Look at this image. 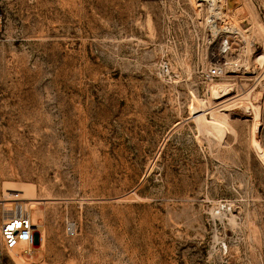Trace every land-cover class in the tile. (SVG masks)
<instances>
[{
	"label": "rangeland",
	"instance_id": "1",
	"mask_svg": "<svg viewBox=\"0 0 264 264\" xmlns=\"http://www.w3.org/2000/svg\"><path fill=\"white\" fill-rule=\"evenodd\" d=\"M216 2H4L0 198L42 242L3 264H264V0Z\"/></svg>",
	"mask_w": 264,
	"mask_h": 264
},
{
	"label": "built area",
	"instance_id": "2",
	"mask_svg": "<svg viewBox=\"0 0 264 264\" xmlns=\"http://www.w3.org/2000/svg\"><path fill=\"white\" fill-rule=\"evenodd\" d=\"M8 0H0V35L4 25V2ZM232 23H229L231 25ZM237 32L226 28L222 30L219 36L218 53L224 57L221 64L213 63L207 70V77L210 79L221 78L229 71L228 67L232 65L228 61L227 55L231 52L234 40L233 38ZM159 71L165 78L172 76L171 66L168 61L160 63ZM262 79V77H261ZM261 79L259 81H261ZM263 99H264V85H263ZM28 201L21 199L18 194H12L9 199L0 198V264H3L2 257L10 255L14 252L15 256L22 258L33 259L37 242H42L41 234L36 229L37 225L32 221V210L29 209ZM227 207V204H224ZM66 233L68 236L76 234V226L73 222L66 223ZM12 257V256H11Z\"/></svg>",
	"mask_w": 264,
	"mask_h": 264
},
{
	"label": "bare ground",
	"instance_id": "3",
	"mask_svg": "<svg viewBox=\"0 0 264 264\" xmlns=\"http://www.w3.org/2000/svg\"><path fill=\"white\" fill-rule=\"evenodd\" d=\"M207 1H209L211 4L213 3L214 5H217L216 3V0H207ZM225 1V0H224ZM211 6H213V5H211ZM218 6V5H217ZM215 8V7H214ZM228 9H229V7H228V5L227 6H225L224 4L222 5V3H221V5H219L215 10H214V13H213V16L211 15L210 17H214L215 18V20L217 19V18H219L220 16L222 17L223 15H226L227 13H228ZM228 15V14H227ZM226 17V16H225ZM224 18V17H223ZM222 18V19H223ZM221 19V20H222ZM214 20V19H213ZM232 22V21H231ZM211 23V22H210ZM233 23V22H232ZM214 26V25H213ZM225 26V25H224ZM237 26V25H236ZM220 27V26H219ZM218 27V29H220ZM229 29H232V30H234L235 29V27L234 26H227ZM213 28H215V26L213 27ZM221 28H224L223 26L221 27ZM238 29V28H237ZM237 29L236 30H234L235 32L237 31ZM214 31H215V29H214ZM220 31H221V29H220ZM11 190H13V193H9V194H14V195H16L15 193H14V191L16 190V189H11ZM20 191H22V190H20ZM230 219H232L233 220V217H231ZM37 227H38V225H37ZM36 227V229L37 230H39L38 228Z\"/></svg>",
	"mask_w": 264,
	"mask_h": 264
}]
</instances>
